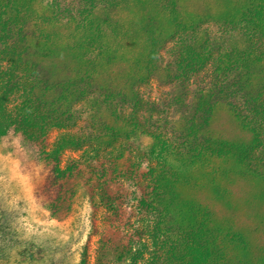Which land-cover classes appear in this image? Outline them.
I'll list each match as a JSON object with an SVG mask.
<instances>
[{
	"label": "rangeland",
	"instance_id": "1",
	"mask_svg": "<svg viewBox=\"0 0 264 264\" xmlns=\"http://www.w3.org/2000/svg\"><path fill=\"white\" fill-rule=\"evenodd\" d=\"M263 105L264 0H0V118L26 124L0 142V227L23 242L0 264L40 259L54 237L67 254L87 240V264L118 248L124 264H193L186 199L244 234L223 243L239 264H264L247 219L264 212ZM57 141L66 179L45 160L22 174L16 143L28 161Z\"/></svg>",
	"mask_w": 264,
	"mask_h": 264
},
{
	"label": "trees",
	"instance_id": "2",
	"mask_svg": "<svg viewBox=\"0 0 264 264\" xmlns=\"http://www.w3.org/2000/svg\"><path fill=\"white\" fill-rule=\"evenodd\" d=\"M9 62V60H7ZM6 66V65H5ZM7 67V66H6ZM6 69L3 68L2 71H5ZM2 73V72H1ZM58 99H64L63 93H60L57 95ZM60 103L55 102L56 107H53V110L59 112L61 111V102ZM54 106V105H53ZM264 107V105H263ZM7 109V107L5 108ZM8 110V109H7ZM53 121V119H51ZM54 122V121H53ZM62 122V121H59ZM13 122L7 121L4 117L0 118V142L2 141H11L9 130L10 126H12ZM15 126H18V132L23 131V127L26 126L25 121L23 120V117L19 120L18 124L15 123ZM13 124V125H14ZM61 124V123H59ZM20 125V126H19ZM60 126V125H59ZM16 132V133H18ZM22 133V132H21ZM26 136L25 133H22ZM24 135H22L24 137ZM28 141L33 144V137L28 136ZM21 144V143H20ZM66 143L62 145V142L57 141L51 148V150L47 149H37V153L34 154V158L29 159L28 161L23 157L24 149L19 143H16V154L17 158L19 160V166L22 168V174L28 173L29 163L31 164H37L40 165V162L42 160H45L46 167H45V176L47 179H49L51 182H54L55 185L59 184L62 180L66 179L68 177V171L64 168L60 167L59 163V153L61 152L62 148H64ZM69 146V145H67ZM26 150H31V146L28 147ZM22 155V157H20ZM31 160V161H30ZM28 163V164H26ZM27 168V169H26ZM75 192L72 190L71 195H73ZM100 202L107 208V210L112 209L114 202H116L115 197H108L101 195ZM87 203L89 206L88 214H87V227H88V233L86 234V237H89V234H91L95 230V225L93 221V209L91 198H87ZM151 204H149L150 206ZM181 210H184L181 212V216L176 221V226L181 229L182 231H186V234L193 236V238L196 241L195 245V256L193 259V264H239L237 262L235 255H229L226 253L223 249V243L225 242H232L234 239L239 237V241H246L244 238V234L240 231H236L233 229V231L224 232L222 235L220 234L219 228L216 225L217 224V217H213L212 214L210 215L209 212L206 211V208L201 206L200 204L194 203L193 201H190L189 199L185 201H180ZM258 210H262L260 208V205L257 203ZM250 208V206L248 207ZM252 208V207H251ZM186 210H188L186 212ZM258 214V213H257ZM256 216V219H250L247 217L249 223L254 222V230L258 235H260L261 240V248L256 250L254 253L256 260H262L264 261V212H260L261 216ZM247 216V215H246ZM142 219L139 220L141 222ZM143 220V224H144ZM242 224H249L244 221H241ZM248 228V227H247ZM0 235H2V240L6 241L9 240V245L12 246H3L0 251V258H8V252H15V256H19L18 252L19 249L22 248V240L17 237V231L16 229L11 225V220H5L3 223V226L0 227ZM149 238V237H148ZM54 240H57L59 243H54L52 245H43V251L44 255L40 259H35L32 255H27L26 260L27 264H87V246L88 242L87 240L80 244L79 247L76 250V253H66L64 251L65 243L66 241L63 240V238H57L54 237ZM64 245V246H61ZM127 254H132L134 248L133 247H124ZM263 251L260 253L259 250ZM116 258L112 261H107V263H102L103 261L96 262V264H124L126 262V259L124 258V251L121 249H116ZM257 253L261 254V257L257 255ZM76 255V258L74 256ZM105 260V259H104Z\"/></svg>",
	"mask_w": 264,
	"mask_h": 264
}]
</instances>
